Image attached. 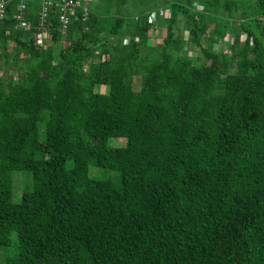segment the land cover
<instances>
[{"label": "trees", "instance_id": "trees-1", "mask_svg": "<svg viewBox=\"0 0 264 264\" xmlns=\"http://www.w3.org/2000/svg\"><path fill=\"white\" fill-rule=\"evenodd\" d=\"M17 2L0 18V264H264V0L132 18L87 0L63 33L49 8V48L40 0L29 29Z\"/></svg>", "mask_w": 264, "mask_h": 264}, {"label": "rangeland", "instance_id": "rangeland-1", "mask_svg": "<svg viewBox=\"0 0 264 264\" xmlns=\"http://www.w3.org/2000/svg\"><path fill=\"white\" fill-rule=\"evenodd\" d=\"M169 1V0H89V8L94 10L96 13H98L100 16H111V15H118V16H124L126 18H132V16L136 14H140L141 12H144L148 9H154L156 7L161 6L164 4V2ZM170 1H176L182 5L185 6V8L189 9V11L193 12L195 16H198L200 11L202 10V4L201 0H170ZM193 2V3H192ZM193 5V6H192ZM197 5V6H196ZM233 11V10H232ZM231 10L227 11H220L219 16L220 20L227 24L231 21L232 17L231 15ZM167 15V14H166ZM237 17H241V11L238 10V13L236 12ZM223 16V18H221ZM181 16H178V20H180ZM155 21L156 16L154 14ZM153 24V23H152ZM180 24V25H179ZM177 24L181 26V22ZM212 23L209 24L208 29H210ZM154 29H152L149 33L150 38H155V43L159 44L161 41V36L163 35V29L162 27H157L152 25ZM162 32V33H161ZM161 33L162 35L160 36ZM225 38V37H224ZM223 38V39H224ZM227 38V37H226ZM242 38V37H241ZM46 47H50V39L45 41ZM64 44V42H63ZM217 47H219V44H216ZM6 47H7V55L11 56L14 52V41L9 38L6 41ZM223 50V49H222ZM187 54L191 56H196L197 53L196 51H186ZM2 58H0V64H1ZM10 74L13 73L12 70L8 71ZM95 91L103 92L106 90V86L104 85H99L96 86L95 88H92ZM110 143L113 146H121L124 144V139L123 138H112L110 140ZM90 173H94L95 176H99L101 178H107L108 176L113 177L114 171H106L104 168H97V167H90ZM26 172L24 171H16L13 173V182H14V191L16 195H19L20 192V186L22 185L23 182L26 181L25 178ZM5 253L4 248H0V256L1 254Z\"/></svg>", "mask_w": 264, "mask_h": 264}, {"label": "built area", "instance_id": "built-area-1", "mask_svg": "<svg viewBox=\"0 0 264 264\" xmlns=\"http://www.w3.org/2000/svg\"><path fill=\"white\" fill-rule=\"evenodd\" d=\"M24 0H18L16 4V10L14 12V18L17 25H20L23 29H29L30 22L23 18L25 4ZM87 0H40V8L37 11L38 14V23L35 27V30L32 32L31 37L34 39V42L41 48L46 47V40H49L48 30L49 24L46 23L45 18L47 17V11L49 8L56 9L57 21L59 23V30L63 33L66 30L68 20L72 16L74 8L79 7L81 9L82 15L81 19L84 20L87 16V8L85 3ZM6 0H0V18L4 15ZM160 15V11H158ZM154 14H150L149 22H154Z\"/></svg>", "mask_w": 264, "mask_h": 264}, {"label": "crops", "instance_id": "crops-1", "mask_svg": "<svg viewBox=\"0 0 264 264\" xmlns=\"http://www.w3.org/2000/svg\"><path fill=\"white\" fill-rule=\"evenodd\" d=\"M151 29H154V27L153 26H151ZM160 34V33H159Z\"/></svg>", "mask_w": 264, "mask_h": 264}]
</instances>
